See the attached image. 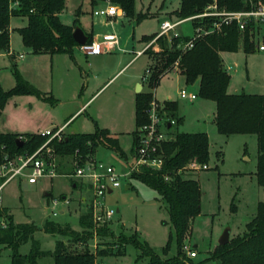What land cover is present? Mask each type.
Wrapping results in <instances>:
<instances>
[{"label": "rangeland", "instance_id": "obj_1", "mask_svg": "<svg viewBox=\"0 0 264 264\" xmlns=\"http://www.w3.org/2000/svg\"><path fill=\"white\" fill-rule=\"evenodd\" d=\"M106 1L95 5L90 0H66L60 19L72 24L75 12L80 9L78 24L86 30L93 27L94 33L102 36L106 33L117 34L120 43L118 49L102 52L97 56L83 53L79 46L74 47L73 57L66 53L50 55L33 54L22 43L17 28L25 25L26 19L20 16L10 17L9 52L0 51V83L4 89L15 85L13 67L22 77L47 96H53L55 103L43 101L32 94L12 96L0 115V133L23 135L39 133L48 128L64 124L82 103L84 111L74 116L64 130L63 136L69 133H90L95 129L94 122L100 128H107L116 135L125 156L130 158L133 151V133L135 123V96L137 84L148 87L147 68L150 58L143 54L147 42L144 36L159 34L164 21L175 23L180 19L173 13L180 6L181 0H135L133 16H116L106 19L94 16L92 11L104 6ZM120 10V7L115 4ZM225 10V9H221ZM137 14L143 19L136 21ZM145 17V18H144ZM203 19L184 20L177 28L171 29L168 35L191 36L196 32H205ZM200 28V29H198ZM264 26H258L253 35L255 45L264 38ZM236 52L223 55V65L230 75L228 92H246L264 94V51L255 48L250 53L242 49V36ZM142 51L141 55H137ZM22 57H19V55ZM146 77V79H143ZM198 94V82L185 84L183 76L173 69L162 75L153 89V97L164 106L165 101L176 103L177 115L181 122L172 119V127L164 131L165 139L171 140L175 133L205 132L209 140L207 169L199 170L192 175L199 183L201 190L200 213L191 223V231L185 240V246L195 251L191 258L198 264H217L208 259L218 245V239L225 229L229 237L242 235L246 224L257 211L259 201H264V187L255 177L257 163V142L253 134H220L214 123L215 102L197 96L193 101L179 96L180 89ZM168 119V116H166ZM20 134V135H19ZM63 137V138H64ZM47 139L40 145H44ZM56 141H59L56 139ZM23 151L12 157L8 156V175L12 168L21 163L24 155L35 153ZM48 151L54 154L59 173L71 169V157L60 156L54 152V145H48ZM47 149L44 152H48ZM96 155L107 163L114 165L120 173L127 167L125 158L114 151L98 148ZM73 180L65 176L40 178L35 184H29L23 177H15L3 185L0 191L1 206L6 207L15 224L33 222L38 230L33 237L39 242L40 249L53 251L58 239L69 241L58 235L46 233L43 226L47 221L60 226H68L80 231L79 216L86 212L87 198L84 195L85 183L81 189L72 186ZM126 184L129 188H126ZM45 193H50L45 195ZM63 196L71 200L63 202ZM52 200L58 205L53 209ZM105 203L115 210V216L108 226L114 237H99L95 225L91 231L92 238L88 249H118L117 242L122 234L134 232L145 240L156 252L170 241L167 256L176 253V241L169 222L165 202L151 188L138 179L129 177L122 185L107 194ZM63 210L64 213L53 215L52 212ZM31 241L19 247L22 254L28 253ZM72 248H84V244H72ZM138 250L132 245L125 246L121 255H108L96 258L97 264H134ZM11 248L0 244V264H11ZM145 262V260H143ZM38 264H54L52 257L38 260Z\"/></svg>", "mask_w": 264, "mask_h": 264}, {"label": "trees", "instance_id": "obj_2", "mask_svg": "<svg viewBox=\"0 0 264 264\" xmlns=\"http://www.w3.org/2000/svg\"><path fill=\"white\" fill-rule=\"evenodd\" d=\"M99 1L107 0H90V4L93 6ZM109 1L117 4L126 16H133L135 0ZM259 1L264 2L181 0L179 8L173 13L180 20H184L202 13L213 3L219 9L239 11L248 10ZM64 7L65 0H0V51L9 49L10 17L20 16L26 19V24L17 28V31L21 35L23 45L33 54L66 53L73 57L74 47L79 46L72 37L74 28L79 26V11L73 23L68 25L63 23L59 16ZM142 19L143 17L137 14L136 21ZM211 20L205 18L204 22L209 24ZM257 27L249 24L243 32H239L235 25L224 26L220 31H208L194 39L190 36L157 33L144 36L143 40L149 43L143 53L148 55L151 62L147 68V90L138 92L135 96V123L138 129L147 122L146 109L153 98V89L162 75L176 69L184 77L185 84L198 82V97L215 102L214 123L220 134L256 136L255 177L258 184L264 187V94L228 92L230 75L220 55L221 52H236L240 36L243 51L250 53L255 48L253 35ZM86 35V42H91L92 34ZM190 41L191 47L187 46ZM13 75L15 85L10 89H4L0 83V115L12 96L32 94L43 101L56 102L53 96H47L25 80L15 66ZM163 110L169 120L181 122L175 102L165 101ZM94 126L93 132L69 133L59 141L52 139L48 145H54V152L58 155L71 158L93 156L98 148H105L126 157L115 135L107 128H100L95 122ZM137 129L133 133V149L137 144ZM23 137V144L18 148V134L0 133V164L5 157H12L23 151H34L47 139L40 133L25 134ZM208 148L209 140L205 132H177L171 140L163 141L158 146V153L162 156L160 168H141L131 176L153 189L165 202L173 229L170 238L173 236L176 241V253L172 256H167L170 241L161 248V252H156L135 232L130 236H120L116 252H113L111 247L99 248L103 245L101 241L98 242L95 253L91 252L87 245L93 236L91 229L95 225L88 210L79 216L80 231L47 221L43 226L44 232L58 234L69 243L58 239L53 251H44L33 237L38 230L36 225L33 222L15 224L7 208L0 205V219L7 221L6 227H0V244L11 248V264H38V260L44 257H52L54 264H95L98 256L124 254L127 244H132L138 250L134 264H198L187 256L184 246L190 235L191 223L200 213L201 190L192 175L200 171L195 166L207 164ZM2 181L0 178V184ZM96 227L99 237H114L113 230L107 224ZM29 240L31 247L28 253H20V245ZM77 243L84 244V248L71 247ZM208 259L216 260L217 264H264V201H259L254 217L246 224L245 232L231 237L227 244L217 245Z\"/></svg>", "mask_w": 264, "mask_h": 264}, {"label": "built area", "instance_id": "obj_3", "mask_svg": "<svg viewBox=\"0 0 264 264\" xmlns=\"http://www.w3.org/2000/svg\"><path fill=\"white\" fill-rule=\"evenodd\" d=\"M92 14L94 16L107 18L124 15V11L121 8L119 10L115 4L107 0L104 6L94 9ZM205 18L212 19L209 24L203 23L205 26H208L205 28V32H196L194 35L190 36L192 39L208 31H220L224 26L235 25L239 32H243L249 24L264 26V2L259 1L250 9L239 11L221 10L213 3L208 5L202 13L190 16L184 20H204ZM182 21L183 20H179L175 23H170L167 20L164 21L158 35L167 34ZM116 46L117 39L115 35H107L102 40L85 42L79 45V49L87 55H95L111 51L115 49ZM187 46L191 47L192 41H190ZM255 46L258 50L264 51V38ZM146 77L143 79H146ZM179 96L191 101L197 98L196 94L188 93L184 88L180 89ZM163 107L164 106L160 105L154 97L150 101L146 109L147 122L137 129V144L130 158L125 159V165L127 167L125 173L118 172L114 165L107 163L96 154L87 156L86 158H71L70 171L67 173H59L58 163L55 160L54 154L48 151V143L52 139L61 140L64 137L63 134L66 124H63L59 127L48 128L39 132L42 136L47 137L46 143L35 153L24 155V157L21 158L20 165L16 168H12V172L9 175L8 158L5 157V160L0 164V178L3 179L0 184V191L4 184L15 177H23L29 184H35L40 178L51 179L56 176L69 177L73 180V187L81 189V183L87 185L84 192L87 198L86 211L88 210L90 212L93 223L97 226L110 224L115 216V210L107 207L105 203L106 195L112 193L115 188L120 187L123 180L131 177L132 174L137 173L141 168L157 169L162 165V156L158 153V146H160L165 139L164 131L170 128L168 124L171 125L174 123V121L166 118V111L163 110ZM46 149L48 152L45 153L44 150ZM200 167L203 170L207 169V164H203ZM195 168L200 169L199 166H195ZM63 202L69 204L71 200L64 196ZM57 205L58 201L52 200L53 209ZM58 213L59 211L56 212V210L52 212L53 215H57ZM6 226L7 221L4 218L0 219V227ZM184 249L188 257H195L196 253L194 250L188 249L187 246H184ZM95 264H97V261Z\"/></svg>", "mask_w": 264, "mask_h": 264}, {"label": "crops", "instance_id": "obj_4", "mask_svg": "<svg viewBox=\"0 0 264 264\" xmlns=\"http://www.w3.org/2000/svg\"><path fill=\"white\" fill-rule=\"evenodd\" d=\"M66 1V0H65ZM77 11H80V9H77ZM61 14V13H60ZM77 14V12H75V15ZM60 16V15H59ZM101 17V16H100ZM105 18V17H104ZM113 19V18H115V17H107L106 19ZM184 21V20H183ZM182 21V22H183ZM64 23V22H63ZM26 24V23H25ZM66 24V23H65ZM180 24V23H179ZM178 24V25H179ZM69 25V24H68ZM178 25L177 26H175V28H177L178 27ZM22 26H24V25H22ZM22 26H19V27H22ZM18 27V28H19ZM82 29H83V31H84V33L86 34V33H91L92 34V40H96V41H98V40H102L105 36H107V35H115V37H116V39H117V46H116V49H118V45H119V43H120V40L118 39V36H117V34L116 33H114V32H111V33H106V34H104V35H102V36H99V35H97V34H95L94 33V30H93V27H90V28H88L87 30L84 28V27H81ZM149 43V42H148ZM148 43L145 45V47L144 48H146L147 47V45H148ZM29 49V48H28ZM30 50V49H29ZM31 51V50H30ZM8 52H9V49H8ZM32 53V52H31ZM141 53H142V51H138L137 52V55H141ZM228 53H231V52H221L220 53V55H221V57H222V59H223V55L225 56L226 54H228ZM101 54V53H100ZM100 54H95V55H89V56H97V55H100ZM144 54V53H143ZM38 55H50V54H47V53H42V54H38ZM54 55V54H53ZM87 55V54H86ZM50 56H52V55H50ZM19 57H22V55L20 54L19 55ZM224 60V59H223ZM184 78V77H183ZM140 84V83H139ZM147 90V88L146 89H144V85H143V83H141V91H146ZM140 91V92H141ZM86 103L87 102H85V103H82L81 104V106L79 107V108H77L76 110H75V112L69 117V119H67L65 122H64V124H66V127L69 125L68 124V122L74 117V116H76L77 114H81L82 112H80V111H84V106L86 105ZM63 125V124H62ZM65 127V128H66ZM109 130V129H108ZM110 131V130H109ZM110 133L111 134H113V135H115L114 133H112L111 131H110ZM116 136V135H115ZM100 158V157H99ZM125 159L126 158H128V157H124ZM126 185H128V184H126ZM72 186H73V184H72ZM129 186V185H128ZM129 188V187H128ZM45 194H47V195H50V193H45ZM64 197V196H63ZM59 213H61V214H63L64 213V211L63 210H59ZM196 256V255H195Z\"/></svg>", "mask_w": 264, "mask_h": 264}, {"label": "water", "instance_id": "obj_5", "mask_svg": "<svg viewBox=\"0 0 264 264\" xmlns=\"http://www.w3.org/2000/svg\"><path fill=\"white\" fill-rule=\"evenodd\" d=\"M72 37L74 39V41L78 44V45H82L87 41V35L84 33L83 29L80 26H76L72 32ZM141 91V84H137V88H136V93ZM168 126H170V124H168ZM23 144V141L21 139H17L16 140V145L18 148H20ZM74 186V184H73ZM129 186L126 185V188H128ZM110 191V190H109ZM47 195V194H45ZM230 240L229 237V229H225L223 231V233L221 234V236L218 239V245H224L227 244Z\"/></svg>", "mask_w": 264, "mask_h": 264}]
</instances>
